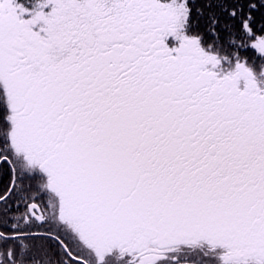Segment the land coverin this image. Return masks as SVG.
<instances>
[{"label": "snow or ice", "instance_id": "6c2138e0", "mask_svg": "<svg viewBox=\"0 0 264 264\" xmlns=\"http://www.w3.org/2000/svg\"><path fill=\"white\" fill-rule=\"evenodd\" d=\"M0 264H264V0H0Z\"/></svg>", "mask_w": 264, "mask_h": 264}]
</instances>
